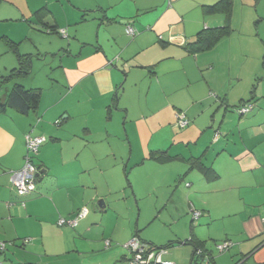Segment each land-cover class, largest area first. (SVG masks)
Returning a JSON list of instances; mask_svg holds the SVG:
<instances>
[{"label": "crops", "instance_id": "1", "mask_svg": "<svg viewBox=\"0 0 264 264\" xmlns=\"http://www.w3.org/2000/svg\"><path fill=\"white\" fill-rule=\"evenodd\" d=\"M5 1L13 5L18 15L36 18L37 25L47 23L49 28L66 30L60 27L59 20H46L51 13L49 0H0V6ZM93 1L91 5L80 7L83 12H95L96 36L86 38L78 34L75 41L79 42V48L69 49L70 65L64 66L62 79L70 88H63V92L50 102L49 98L47 102L43 101L42 90L35 112L22 114L8 108L0 113L2 219L15 223L18 218L25 225L23 231L31 233L33 240H43L45 253L58 255L71 250L78 254L87 253L81 251L79 240L85 239L95 224L100 226L107 214L116 212L110 196L114 186L118 184L124 189L125 177L131 186L128 168L135 154V133L134 139L141 147L138 152L142 153H138V157L142 158L133 167L144 170L147 164H153V170L160 175V181L155 183L153 190H172L176 178L182 181L187 177L175 191L187 192L188 198L195 200L193 204L202 212L199 218L202 227L198 230L204 232L203 229L208 228L209 236L230 242L227 250L230 252L214 258L213 264H264V89L259 92L256 88L251 99L256 98L257 93L260 96L252 102L254 111L246 113L245 118L239 113L241 118L238 121L230 116L227 118L231 103H238L227 97L217 100L216 113L210 122L205 120L204 110L213 105L206 108L213 95L212 84L207 77L208 92L194 90L186 95L182 92L188 86L185 81L191 83L195 69L197 72L202 69L214 71L215 62L201 64V60L212 56L222 44L231 46L233 34L240 31V26L235 23V0L230 16L232 31L208 51L195 53L187 45L196 39L198 33L224 26L228 19L224 13L204 12V5L220 0ZM43 7L49 11L47 15L40 16L37 12ZM85 18L86 14H83ZM65 23L71 24L70 20ZM128 23L132 24L136 34L127 33ZM66 34L63 36H68ZM134 88L140 105L138 114L129 120L131 106L126 101ZM79 93L78 103H89L98 94L102 97L100 106L91 109L87 115L93 119L91 121L77 118L74 108L65 103ZM246 99L243 96L241 101ZM114 111L125 113L124 129L117 128L115 116L118 114ZM222 111L219 122L216 115ZM179 113L189 121L185 127L178 125ZM94 115L97 117L95 120ZM103 116V126L99 127L102 124L98 120H103ZM82 121L84 126L77 128ZM176 128L183 129L178 132ZM28 134L43 135L46 141L34 157L40 168L36 190L22 197L15 192L10 178L12 171L24 166ZM111 136L124 143L122 152L117 150ZM105 139L108 148L102 151L99 143ZM165 152L180 159L163 162L151 157L152 153ZM199 157L211 169L207 174L198 166L191 168L189 159ZM173 163L184 165L170 167ZM168 178L171 179L167 181ZM97 200L102 201L100 206L94 205L93 213L88 209L77 226L59 225L60 218H73L81 208H88ZM23 201L24 207L21 205ZM187 210L183 206L181 217ZM193 223L189 234L193 233L212 249L206 237L195 232ZM127 226L125 239L136 234L141 237L138 225L135 230L133 225ZM114 229L120 232V228ZM104 232L100 238L105 237ZM48 237H53L56 244L49 246L45 241ZM141 239L155 247L172 246L174 243L171 240L165 245H156L151 239L143 238V234ZM186 240L184 244L187 245ZM6 250L1 255H5ZM193 252L194 247L190 264H193ZM123 259H127L126 254Z\"/></svg>", "mask_w": 264, "mask_h": 264}, {"label": "rangeland", "instance_id": "2", "mask_svg": "<svg viewBox=\"0 0 264 264\" xmlns=\"http://www.w3.org/2000/svg\"><path fill=\"white\" fill-rule=\"evenodd\" d=\"M92 2L94 1L49 0L48 6L51 13H49L46 20H59L61 22L60 27L66 28L68 36H63V34L56 31L48 32L46 30L47 27L44 28L42 25H37L38 22L36 18L30 16L23 17L21 14L18 15L16 13L17 11L12 7L13 5L8 1H5V4L0 6V76L6 78V82L2 88V95H4L15 83H21L27 88H41L44 94L43 101L47 102L49 98L48 102H50L55 100L58 94L63 92V88V90L70 88L62 79L64 66L70 65L68 60V55L70 54L69 49L77 50L79 48V42L75 41L78 34L84 35L86 38L92 36L95 38L96 36L95 12H83L84 10L80 7L91 5ZM247 11L248 13H246ZM83 14H86L85 19H83ZM235 18L237 19L235 23L240 26V31L233 34L231 46L222 44L220 48H217L216 52H213L214 54L212 56H207V59L203 58L200 62L201 64H206L210 61L215 62L214 71L202 69L197 72L195 69L193 71L191 83L185 81L188 86H185L182 91L184 94L189 93V91L193 92L194 90L205 91L206 93L208 92L206 77L209 79L212 84L211 88L213 89V95L212 100L209 99V102L205 105L206 108L212 103L213 105L204 110L205 120L209 119V122L213 114L216 113V106L218 105L217 100L221 101L222 98L224 99L227 97L228 100L230 98L231 102H234L233 100L235 99L238 103H235V105L231 103L227 118L230 116L238 121L241 118L237 111L238 107L251 99L257 91L256 88L259 89V92L264 89V0H235ZM67 20H70V25L65 23ZM3 36H7L8 39H12L18 43V51L30 57L31 70L29 73L11 74L13 68L20 66V60L18 54L9 46L10 41L6 38H1ZM234 76L238 77L235 79ZM181 82L184 83V81ZM190 85L192 88L187 89ZM129 93L131 94L128 95L129 98L126 102L131 106L129 119L131 120L133 116L138 114L140 100L138 99L136 88ZM257 95L260 96L259 93H257ZM79 96L80 93L75 94V96L72 97L73 99L69 98L65 103L71 108H74L73 110L77 113V118L83 121L88 119H90V121L93 120L87 115L90 113L91 109H97L100 106V101H102L101 95H96L89 103H78V99L76 98ZM243 96L247 99L241 101ZM258 96L250 100V102H255ZM218 97L220 98L218 99ZM144 99L145 97L143 100ZM60 103V105L63 104V102ZM113 109H116V107H113ZM116 111H114V113L118 114ZM223 113L222 111L216 115L219 122ZM124 116V112L115 116V123H117V128L119 130H121L122 127L124 129ZM245 117L246 115L242 118ZM201 118H203V116ZM95 119H97V117L94 115V120ZM104 120L105 116H103V120L98 121L102 124ZM111 120L107 119V121ZM83 121L80 127L77 126V128L84 126ZM219 122L217 126H219ZM93 125H95V122ZM102 126L103 124H99V127ZM33 128L35 129V127ZM72 129L75 128L72 127ZM181 129L183 128H176V131L180 132ZM33 133L35 134L36 132L34 131ZM134 134L135 133H133V145L135 154L131 161H129L128 168V178L131 186L128 183L127 177H125L124 189L123 186L118 187V184L114 186L115 190L110 196L111 200H113L116 212L114 214H107L104 221L99 224L100 226L95 224L94 228L89 231L85 239H82L81 242L79 240L81 251L87 253L78 254L76 251L72 250L68 253L58 255L45 253L46 251L42 247L43 240H33L34 237L31 233L23 231L25 228L23 222L19 221L18 218H16L15 223L10 219L3 220V215L1 214L0 242H5L7 245L5 255L2 254L0 256L4 259V263L46 264V262H49L50 264H131L130 259L133 258V253L125 245L135 236L125 239V234L127 232V225H133V230H135L136 225H138L137 228L140 230L139 235L142 237L143 234V238L151 239L156 245H165L173 240L172 242L174 243L172 246L165 248L167 253L163 255L164 260H170L174 264H190L193 247L189 243L187 245L184 244V242L190 237L189 230L193 222L195 232L198 231L202 233V236L206 237L209 246L212 248L211 250L214 251L213 255L215 259L228 254L230 250H226L225 252L217 250V245L223 244L224 238L220 239L218 236H209L208 228H204V232L198 230L202 225L199 219L195 220L193 216L192 208L200 211V209L193 204L195 200L193 198L189 199L187 192H182V190L175 191L176 186L179 187L182 185L187 177L182 181H180V178H176L172 190L162 188L156 191L153 190V187L155 183L160 181V175L153 170V164H147L144 170L133 167L134 163L142 158L138 157L140 156L138 153H141L138 152L139 149L141 150V147L139 142L134 139V136H136ZM235 135L238 139L237 132ZM48 139L50 138L48 137ZM111 139L116 144L117 150L122 152V144L125 148L124 143L114 136H111ZM127 143L128 150H130V143ZM99 145L102 151L106 150L108 148L107 139H105V142L102 144L99 143ZM128 159L127 157V162ZM171 165L170 167H178V165L184 164L173 163ZM170 179L171 178H168L167 181ZM186 186L190 187L189 183H186ZM14 190L16 192L15 187ZM99 203V200L93 201L88 209L93 213L94 205L99 207ZM21 205L24 207L23 203H21ZM183 206L188 210L186 214L181 217ZM1 212H3V210H1ZM115 227L120 228V232L116 231L114 229ZM103 231H105L104 234L106 233V235L100 238ZM141 237H139L140 240L144 242ZM25 239H27L28 242H24ZM54 239L57 240V238ZM45 241L48 242L49 246L56 244L53 237H48ZM108 241L110 242L109 246L106 244ZM145 245L147 247L150 246L149 244ZM92 249L96 251L93 252L91 251ZM125 254L127 255V259H123ZM200 263L207 264L206 260ZM209 264L213 263L211 262Z\"/></svg>", "mask_w": 264, "mask_h": 264}, {"label": "trees", "instance_id": "3", "mask_svg": "<svg viewBox=\"0 0 264 264\" xmlns=\"http://www.w3.org/2000/svg\"><path fill=\"white\" fill-rule=\"evenodd\" d=\"M203 7H204V12L206 14L224 13L228 19L224 26L205 29V30H202L200 33H198L196 39L187 45L188 49H190V51L193 53L210 49L212 46H214L218 42V40H220V38L229 34L232 31V28L230 25V16L233 10V0H220L217 3L211 4V5H204ZM48 11L49 10L47 7H43L37 13L40 16H45L47 15ZM46 24L47 23H44L43 25L44 28L47 27L48 24L47 25ZM46 30L48 32L56 31L58 33H61L60 32L61 29H57V28L47 27ZM1 38L8 39L7 36H3ZM8 40L10 41L9 46L14 50V52H16V54H18V57L20 60V66L13 68L11 70L12 72L11 74L17 75V74H22V73H25V74L29 73L31 70L30 57L27 54H22L18 51V43H16L12 39H8ZM5 82H6V78H4L3 76H0V113L4 112L8 108H13L22 114H29L30 112L37 111L39 103H40V99L42 96L41 88H27L21 83H15L9 90H7V92L4 95H2V88L4 87ZM250 100L246 102H250ZM151 157L154 160H159L163 162L170 161V160H176L178 158L177 156L168 155L166 152L162 154L160 153L158 155L157 153H152ZM189 161L192 164L191 168L198 166L206 174L209 171H211L210 167H207L203 163L202 158L200 157L191 158L189 159ZM36 166L40 170L37 164ZM136 236H138V234H136ZM186 243H189L193 245L194 247V252L192 255V263L201 264L200 262H202L203 260H206L207 264L211 262L214 263L213 251L205 246V241L197 239L193 233H190V237L189 239L186 240ZM169 246L171 245L163 246V247H155V246H149V247L150 249H159V248H167Z\"/></svg>", "mask_w": 264, "mask_h": 264}, {"label": "built area", "instance_id": "4", "mask_svg": "<svg viewBox=\"0 0 264 264\" xmlns=\"http://www.w3.org/2000/svg\"><path fill=\"white\" fill-rule=\"evenodd\" d=\"M127 33L134 35L135 29L132 25H127ZM61 34L67 35L66 30H61ZM254 105L251 102H246L243 105H241L238 109L239 113L242 115H245L249 111L253 109ZM177 120L178 125L180 127H185L188 125V119L186 116L182 113L177 114ZM46 141L45 136H39V135H32L28 134L26 136V143H27V153H26V161L24 166L16 171H12V184L16 189V192L18 195L25 197L27 195L32 194L36 190V183L38 180V174L40 173V170L36 166L34 162V156L38 154L40 146ZM23 205H25V202H22ZM194 219H199L202 215V212L192 208ZM88 213V208L83 207L81 208L75 217L73 218H60L58 223L59 225L64 226H71L75 227L78 225L79 220L84 218ZM24 242H28L27 239H25ZM107 246L110 245V242L108 241ZM146 243L142 242L139 238V236H135L132 238L125 246L128 247L131 252L133 253V258L130 260L131 264H174L170 260H164L163 255L167 253V250L165 248H159V249H150V247H147L145 245ZM230 242L225 241L223 244L217 245V249L220 252H225L229 246ZM7 248V245L5 242H0V255L3 253ZM200 252V251H199ZM0 264H4L3 260L0 257Z\"/></svg>", "mask_w": 264, "mask_h": 264}, {"label": "water", "instance_id": "5", "mask_svg": "<svg viewBox=\"0 0 264 264\" xmlns=\"http://www.w3.org/2000/svg\"><path fill=\"white\" fill-rule=\"evenodd\" d=\"M38 175H40V173L38 174ZM102 203V201H100V204Z\"/></svg>", "mask_w": 264, "mask_h": 264}]
</instances>
